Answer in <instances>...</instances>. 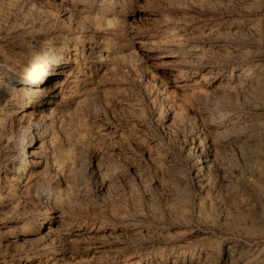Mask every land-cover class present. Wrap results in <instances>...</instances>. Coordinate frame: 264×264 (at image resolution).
I'll return each instance as SVG.
<instances>
[{
	"label": "rangeland",
	"instance_id": "rangeland-1",
	"mask_svg": "<svg viewBox=\"0 0 264 264\" xmlns=\"http://www.w3.org/2000/svg\"><path fill=\"white\" fill-rule=\"evenodd\" d=\"M40 2L35 14L49 8L63 27L52 38L79 34L85 17L100 28L85 30L99 56H77L70 102L59 107L89 133L91 148L78 183L59 178L72 206L63 219L81 228L78 256L89 264H264V0ZM29 40L38 37L17 38ZM170 99L187 119L173 120ZM19 125L17 145L34 132ZM204 136L205 150L226 162L221 205L196 179ZM106 181L114 190L105 192ZM22 243L8 251L31 247Z\"/></svg>",
	"mask_w": 264,
	"mask_h": 264
},
{
	"label": "bare ground",
	"instance_id": "bare-ground-1",
	"mask_svg": "<svg viewBox=\"0 0 264 264\" xmlns=\"http://www.w3.org/2000/svg\"><path fill=\"white\" fill-rule=\"evenodd\" d=\"M18 1L0 0V182H2L0 183V264H89L75 251V243L81 228L63 219V211L72 206L67 193L61 191L59 180L61 176L67 186L76 182L75 179L80 175L79 165L86 166L83 165L82 160L90 148V145H87L89 133L87 134L81 125L76 126L74 118V120L64 118L67 116L63 117L62 109L59 107L69 101L71 77L77 66H80L77 56L82 53L80 56L84 58L85 53L88 52L90 58H95L97 53L92 43L89 42L87 45L85 30L96 33L100 28L97 25L93 26L85 17L79 19L82 26L79 34L72 37L56 36L55 39L48 34L63 28L58 23V14L51 9L49 11V8L45 10L39 8L40 15H37L36 9L31 6H34L36 0H20L26 6H20L21 2ZM78 2L80 0H70V7L74 8ZM60 4L62 5V2ZM63 6L65 10L69 8L67 5ZM181 31L182 28L175 29L174 37H181ZM35 35L38 37L36 42L30 40L17 42V38ZM70 66L72 70L69 71L67 69ZM173 92H165V95L172 99L175 97ZM178 102L171 100L172 104H170L173 108V120L181 122L187 119L185 117L188 114L185 115L182 109L176 108V103L179 106ZM162 108L164 111L167 110L165 104ZM70 110L68 111L71 112ZM75 115L76 113L73 116ZM78 115L80 117V114ZM80 118L78 120L81 121ZM17 124L22 125L21 127H25L26 124L34 129V132L27 134L25 141L23 139L24 143L19 142V145L16 144L17 138L15 139V133L12 131L13 126ZM205 144H208L206 136L199 138V148L193 160L196 166V179L200 189L213 195L220 204L226 197V195L221 196L220 192V183L224 184L222 180L226 174V162L214 151L207 152L204 148ZM258 165L253 163L252 168L257 170ZM91 167L102 169L103 164L96 162ZM209 169L213 170V173L208 176ZM111 182L103 183L105 192L114 190ZM100 197L103 195L100 194ZM50 206L54 209L49 208ZM32 234L38 236L26 237ZM22 242L31 243V247L21 252L8 251L11 245ZM245 264L260 263L251 259Z\"/></svg>",
	"mask_w": 264,
	"mask_h": 264
}]
</instances>
